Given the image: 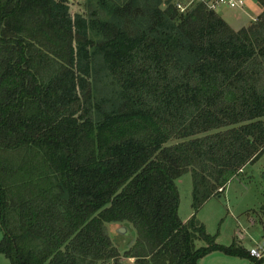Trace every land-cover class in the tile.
<instances>
[{
	"label": "trees",
	"instance_id": "obj_1",
	"mask_svg": "<svg viewBox=\"0 0 264 264\" xmlns=\"http://www.w3.org/2000/svg\"><path fill=\"white\" fill-rule=\"evenodd\" d=\"M178 1L86 0L73 14L69 0H0V253L12 264H197L218 249L264 263L196 217L264 157V0L239 29Z\"/></svg>",
	"mask_w": 264,
	"mask_h": 264
},
{
	"label": "rangeland",
	"instance_id": "obj_2",
	"mask_svg": "<svg viewBox=\"0 0 264 264\" xmlns=\"http://www.w3.org/2000/svg\"><path fill=\"white\" fill-rule=\"evenodd\" d=\"M85 1L69 0L72 13L85 12ZM216 12L233 28L239 29L247 25L252 20V16L253 20L257 19L262 12V6L257 0H250L249 7L245 11L219 7ZM263 167L264 157L255 164L249 165L244 174L235 177L228 184L222 195L210 198L196 212L197 219L204 224L206 231L215 237L218 244L227 247L235 243L248 251L252 248L264 250V221L259 215V207L264 196V182L261 175ZM176 184L179 190L178 213L185 222L184 219H190L195 213L192 207L191 173L183 174L176 180ZM132 233L134 236V232ZM2 236L0 227V241ZM196 245L201 247L205 242L198 240ZM132 262H135V259ZM0 264L12 263L5 254L0 253ZM197 264H251V261L247 257L232 255L218 249L200 257Z\"/></svg>",
	"mask_w": 264,
	"mask_h": 264
},
{
	"label": "built area",
	"instance_id": "obj_3",
	"mask_svg": "<svg viewBox=\"0 0 264 264\" xmlns=\"http://www.w3.org/2000/svg\"><path fill=\"white\" fill-rule=\"evenodd\" d=\"M249 1L250 0H187L186 2L178 1L177 7L181 11H185L190 6H192L194 3L201 2V3H204L208 9L215 10V11L219 7H227L231 9L245 10ZM250 255L256 258H262L264 257V250L261 251L258 248H252L250 250Z\"/></svg>",
	"mask_w": 264,
	"mask_h": 264
},
{
	"label": "water",
	"instance_id": "obj_4",
	"mask_svg": "<svg viewBox=\"0 0 264 264\" xmlns=\"http://www.w3.org/2000/svg\"><path fill=\"white\" fill-rule=\"evenodd\" d=\"M117 231L121 235H124V236H127V237L131 236V231H130L129 227H127V226H121V227L118 228Z\"/></svg>",
	"mask_w": 264,
	"mask_h": 264
},
{
	"label": "crops",
	"instance_id": "obj_5",
	"mask_svg": "<svg viewBox=\"0 0 264 264\" xmlns=\"http://www.w3.org/2000/svg\"><path fill=\"white\" fill-rule=\"evenodd\" d=\"M249 2H250V1H249ZM249 2H248V4H247L246 9L249 7ZM246 9H245V10H246ZM245 10H243V11H245ZM253 18H254V17L252 16V20H253ZM188 219H189V218H186V219H184V221L186 222V220H188ZM131 261H133V259H132Z\"/></svg>",
	"mask_w": 264,
	"mask_h": 264
}]
</instances>
